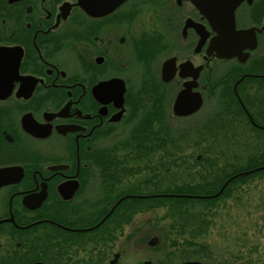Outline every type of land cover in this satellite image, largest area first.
Returning <instances> with one entry per match:
<instances>
[{
  "label": "flooded vegetation",
  "instance_id": "obj_1",
  "mask_svg": "<svg viewBox=\"0 0 264 264\" xmlns=\"http://www.w3.org/2000/svg\"><path fill=\"white\" fill-rule=\"evenodd\" d=\"M186 84L201 106L176 115ZM225 101L232 130L264 135V0H0V264H117L134 212L117 208L162 193L140 189L170 135Z\"/></svg>",
  "mask_w": 264,
  "mask_h": 264
},
{
  "label": "rangeland",
  "instance_id": "obj_2",
  "mask_svg": "<svg viewBox=\"0 0 264 264\" xmlns=\"http://www.w3.org/2000/svg\"><path fill=\"white\" fill-rule=\"evenodd\" d=\"M195 124L196 121L190 122V126ZM258 138L257 135H249L248 146H245L243 150L232 149L224 152L225 155H219L216 161L217 166L222 165L226 159L234 166L242 165L248 157L249 151H257L254 146L258 142ZM258 151L262 152V149ZM183 153L193 159L201 153V149L192 151L186 147ZM183 153H181L182 156ZM205 155L211 156L210 154H203V156ZM200 167L185 170L181 167L170 166L168 174L173 176L174 180L190 181L194 178L191 176L192 173L194 171L199 172ZM159 173L162 174V171ZM135 174H137L136 171L130 170L129 175L124 177L128 179V183H133L139 177H135ZM159 177V181H153L152 189L166 187L164 182L167 181L172 183V180L167 179L169 176L160 175ZM195 177H197L195 182L201 181L197 175ZM155 184H160V186H155ZM143 190L150 189H140V191ZM202 191L198 190V192ZM201 202L200 200L190 201L198 218L192 229L199 230L197 234H190L189 230L180 231L178 226L170 228L172 219L168 215V205H157V202H154L155 206L153 207H139L134 210L132 223L126 222L121 225H124L122 228V247L120 248L122 256H120L117 264H137L151 257L156 260L153 261V264L154 262L159 263L166 257H171L173 262L192 259L200 260L202 264H264V174L254 176L245 183H237L233 186L229 196L217 200L208 209ZM147 219L152 221L151 228L149 225L142 224ZM191 222L194 221L191 220ZM136 224L140 226V230L147 227L152 231L146 240L153 236L159 237L155 247L148 246L150 251L147 253L140 251V249H132L129 242L126 241L128 239L124 237L131 228L130 225ZM144 245L146 246V243Z\"/></svg>",
  "mask_w": 264,
  "mask_h": 264
},
{
  "label": "trees",
  "instance_id": "obj_3",
  "mask_svg": "<svg viewBox=\"0 0 264 264\" xmlns=\"http://www.w3.org/2000/svg\"><path fill=\"white\" fill-rule=\"evenodd\" d=\"M225 98L228 99V97ZM230 109L231 108L228 106V103L226 104L225 101L224 109L219 110L217 113H215L214 116H208L205 121L199 126L195 127V129H186V131L182 132L180 135H170L168 141V150L165 149L168 152V170H165V175L167 177L169 176V180H172V183L168 181V184L170 183L169 185L166 183V187H158L157 189H153V192L194 195L212 194L218 191L222 183L232 174L244 170H249L264 164V135L261 132L254 131V129H252L251 132H249V134L245 136L235 132L236 129L232 130V124L242 125V122L238 121L232 123L226 118L227 112ZM253 134L259 136V138L257 139L258 142L254 146V149L257 151H249L248 157L242 165L234 166V164H232L228 159H226V161H223L224 163L222 165L217 166L218 164L216 161L218 160L219 155H225L224 152L231 151L232 149L243 150L245 146H248L247 144L249 143V135ZM148 140L149 137L138 141L143 146H146ZM154 140L157 141V138L154 137ZM231 144H233L234 146H229ZM186 147H189V149H192V151H197L201 149V153H199L192 159L191 156L184 155L183 152L185 151ZM259 149H262V152H259ZM181 153H183V156L181 155ZM203 154H210L211 156H203ZM128 159H130V157H128ZM170 166L181 167L185 170H191L197 166H201L202 168L200 167L199 172L194 171L192 173L193 175L191 176H193L195 179L193 178V180L190 181H180V179L174 180L175 178H172L173 176H170V174H168ZM263 174L264 169L237 176L225 186L222 193L217 197H165L147 199L134 198L127 200L128 202L124 201L123 204H121L117 208V211H125L127 209L125 205L131 202L132 205L130 206H132V209L128 208V210L132 211L137 210V208L139 207H153L155 206V204H153L154 202H157V205L165 204L169 207L168 215H170V218L172 219L170 228H176L178 226L180 228V231L189 230L190 234H197L199 230L197 231L192 229L198 218L195 214L196 210L193 209L194 206L191 207L190 201L194 202L196 200H200L202 201L201 203L204 205V207L208 209L217 200L229 196L233 186L237 183H245L250 178L254 176H261ZM196 175L201 181H194L197 178L195 177ZM155 186H160V184H155ZM151 187H153V184L150 185V188ZM198 190L203 191L198 192ZM191 220L194 222H191ZM201 222L203 221L201 220Z\"/></svg>",
  "mask_w": 264,
  "mask_h": 264
},
{
  "label": "water",
  "instance_id": "obj_4",
  "mask_svg": "<svg viewBox=\"0 0 264 264\" xmlns=\"http://www.w3.org/2000/svg\"><path fill=\"white\" fill-rule=\"evenodd\" d=\"M121 1L123 0H117V4H119ZM187 87H185V89H182L176 99H175V103H174V106H173V109H174V112L178 115H188L194 111H196L199 107H200V104H201V96L200 94H195V93H190V88H189V85L186 84ZM196 95V96H195ZM260 168H264V166H261V167H258L256 169H252L251 171L253 170H257V169H260ZM249 172V171H247ZM7 173V169L4 170H0V184H2L3 182H5V179L3 180V175H5ZM238 174L236 175H233L231 177H229L224 183L223 185L221 186V188L219 189V191L215 194H212V195H205V196H196V197H215L217 196L219 193L222 192L223 188L225 187V185L231 180L233 179L234 177H236ZM165 196H171V194H166ZM179 196H188V195H179ZM123 199L120 198L117 200V203L118 204L121 200ZM156 242V239H152L150 240V244H154ZM179 264H200L199 262H183V263H179Z\"/></svg>",
  "mask_w": 264,
  "mask_h": 264
}]
</instances>
